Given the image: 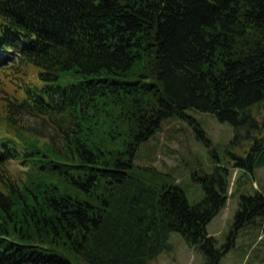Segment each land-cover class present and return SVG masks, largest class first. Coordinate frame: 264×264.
<instances>
[{"label": "trees", "instance_id": "1", "mask_svg": "<svg viewBox=\"0 0 264 264\" xmlns=\"http://www.w3.org/2000/svg\"><path fill=\"white\" fill-rule=\"evenodd\" d=\"M14 64L37 83L0 104V264H144L172 231L221 264L231 245L206 226L227 166L199 175L190 203L133 160L193 109L247 139L233 167L264 164V0H0V68ZM234 217L230 238L264 217V190L241 193Z\"/></svg>", "mask_w": 264, "mask_h": 264}, {"label": "rangeland", "instance_id": "2", "mask_svg": "<svg viewBox=\"0 0 264 264\" xmlns=\"http://www.w3.org/2000/svg\"><path fill=\"white\" fill-rule=\"evenodd\" d=\"M32 82L37 83V76L36 69L31 65L1 67L0 104L4 99H20L23 87ZM188 114L189 118L185 119L170 117L162 120L159 129L138 148L134 165L154 168L162 179L179 185L190 203L198 201L203 195L195 179L210 172L216 164L227 166L230 183L226 203L207 224L206 230L216 238L219 246L231 245L221 264H264V217L258 218L255 224L242 227L234 237H229L239 195L264 190V164L255 166L252 173L233 167L229 152L244 155L249 147L247 139L239 144L231 143L233 127L228 122L219 121L213 113L190 109ZM27 120L36 126V118L29 117ZM4 132L0 123V136ZM8 168L18 176L23 169L15 160ZM71 260L73 264H86L78 258L72 257ZM203 262L202 253L189 246L180 233L172 231L169 247L144 264Z\"/></svg>", "mask_w": 264, "mask_h": 264}]
</instances>
